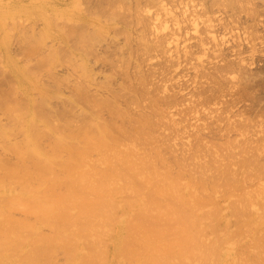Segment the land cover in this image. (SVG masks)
<instances>
[{"label": "rangeland", "instance_id": "374dc122", "mask_svg": "<svg viewBox=\"0 0 264 264\" xmlns=\"http://www.w3.org/2000/svg\"><path fill=\"white\" fill-rule=\"evenodd\" d=\"M69 1L0 0V42L3 43L0 47V130L3 132L0 131V156H3L0 158L1 164L6 166L17 162L16 158H13L15 155L9 154L11 150L6 148L15 146L16 143V146L19 144L20 147H24L26 134L24 131L21 132L22 129H25L26 133L28 125L33 126L28 128V131H31L30 135L33 134L32 138L36 137L37 139L38 137L39 139L41 137L43 139L42 135L46 132L47 137L43 136L48 139L52 138L50 140L52 144L54 137L48 136L54 134L59 137L63 134L66 136V133L69 135V132L72 131L77 132L78 127L74 130L76 126H80L81 122L84 124L87 122L88 126V119H91L94 113H98L99 120L103 123L108 121V124L111 121L112 125L116 124L114 128L117 131L114 130L119 135V146H115L118 148L116 152L115 148L109 147V151H111L107 150V155L101 153L100 150H98L99 152L91 151V153H95L93 156L89 152L90 155L86 156L90 157L84 158L83 165L85 166L82 165L81 169L87 168V172H91L94 168L106 169V164H103L107 161L106 157L113 158L112 160L108 159L109 163H113L116 161L115 159L122 156V160L118 158L121 164L122 161L131 159L130 153H132L131 161L142 157L133 162H142L141 159H146L145 161L149 163L148 167L146 166L147 170L145 169V176L148 171L152 175L153 170L159 168L155 169L156 172L153 174H159V178L162 176L161 178L164 179L172 171L177 176L175 180L182 186L184 185L187 190L193 184L197 186L199 183L197 181L200 183L202 181L206 189L203 184L201 186L209 191L205 193L206 191L203 189L206 197L212 198L210 201L214 202L212 206L218 210H214L215 213H213V207L207 200H205L207 203L204 202V210L209 212V216L210 213L217 214L214 215L218 216V218L215 217L217 219L214 216H210V218L213 222L217 220L220 223L215 222L213 229H210L213 232L216 231L217 237H215L218 241H223L215 243L216 245L221 244L218 245L219 248L214 246V249L218 248L217 252H210L212 258L202 260L198 254L199 257L196 256L195 259L188 260V257L178 259L174 261V264H193L195 260L194 264L197 262V264H239V262H243L241 260H245L248 264L253 261L254 264H257L255 262L256 255L262 250L255 241L258 237L263 238L264 236V211L260 207V203L264 201L262 199L264 197V175H262L263 177L260 176L261 174L256 176V173L259 172L256 170L264 166V0H82V4L78 7V13L82 17L79 23L83 25L77 23V27L74 23L75 27L72 22H67L66 17H59L54 13V10L57 9L72 10ZM55 2H63L65 5L63 7L55 6ZM75 10V8L72 10L71 15ZM39 16L41 19L38 18ZM46 26L51 29L50 38L43 36ZM61 38L66 43L59 42ZM44 96L48 98L46 99ZM113 113L121 114V116L114 117ZM31 114L36 122L34 125L29 124L30 122L27 120ZM24 115L27 117L25 116L23 119ZM103 118H105L104 121ZM82 119L87 121L84 122ZM90 122L89 125H91ZM62 123H68L69 126L66 124L64 129L72 127V131L69 129L68 132V129H65L66 131L62 134ZM1 124L6 129L1 127ZM49 125L53 128L51 129ZM57 125L60 126L61 133L53 130ZM117 125L120 129L124 128L123 130L127 133H123L122 129L123 135L119 133L120 129H117ZM42 128L45 131L41 130ZM41 133L40 137L36 136ZM48 139L41 140L44 146L40 144L42 149L46 147L45 145L49 146ZM21 142H24L23 145ZM49 147H46L45 149L48 150L45 151L50 153ZM63 153H60V156L66 159L67 152L64 155ZM110 153L113 155L118 153L121 156L116 155L115 158L113 155L110 156ZM103 155L106 156L103 157ZM91 158L94 161L92 163ZM89 161L92 166L94 165L92 168ZM97 161L100 165L97 164ZM151 161H154L158 168L155 164L152 165ZM258 161H262L263 164L262 162L259 164ZM8 166L12 167V165ZM153 166L155 168L152 169ZM256 167L258 168L255 170ZM148 168L150 169L148 170ZM179 168L181 172L178 171ZM54 171L57 172V170ZM84 172L86 171L84 170ZM3 173L4 171H0L1 178ZM162 173L163 175H161ZM173 173L170 177L174 176ZM203 174L206 175V178ZM207 174L209 175L207 176ZM129 177L130 180L131 177ZM136 177L137 182L134 181V186L131 185V180L121 181V184L124 182L126 189L130 191L128 192L131 197L128 192H124V185L122 187L120 182L122 189L118 184L112 185L117 190H124L127 197L131 198L127 200L124 193L121 192V195L116 192L119 194H114L117 204L123 206L132 200L135 195H132L131 191L136 195L138 192L141 193V189L147 192L149 185L145 186L141 182L146 181L147 176L145 178ZM227 177L230 179H224ZM195 178L198 180L196 181ZM139 179L141 185L143 184L145 187L138 186ZM162 179L161 181H163ZM259 179L262 181H258ZM225 180L230 183H234L232 182L234 180L236 187H227L228 185H225L227 182L224 184ZM243 180L245 184H241L244 183ZM10 184V187L6 185V188L14 191L13 194L21 191L18 183H15L17 187L11 186L14 181ZM136 185L141 189L135 188ZM198 185L191 190H195L194 193L197 196L204 194L199 193L201 189L198 190L200 184ZM134 188L138 189L137 193ZM261 194L262 202L259 200ZM200 197H204V195ZM245 197L246 201L248 200L247 203L251 199L250 203L252 204H250V208L248 207L250 211L244 208L247 213L244 212L242 219L243 209L239 203ZM237 198L238 200H236ZM237 201L238 203H236ZM254 204L255 208H253ZM233 206L241 208L242 210H239L241 212L233 209ZM230 208L235 211L231 209V212ZM252 208L257 211L251 212ZM21 210L19 209V212L18 209L17 211L13 209L12 212L11 210H7V212L15 215V218L20 217L19 219L30 220L32 223L36 221L34 224H37L38 220L34 218L35 216L28 215ZM219 210L221 212L218 215ZM205 211L202 210L200 214ZM258 211L259 213H256ZM234 212H238L239 215L235 214L237 216L233 217L239 218L240 216V220L231 217ZM119 214L122 216L120 220L127 221L132 213L124 214L123 210H119L117 216ZM18 218L16 219L19 220ZM244 218L246 222L243 223L246 227L248 225L249 229L241 227L242 221H245ZM238 225H241L243 231ZM37 226L41 231L43 229L44 234H50V229L47 226L45 227L43 224H37ZM218 226L220 227L218 228ZM215 227L219 230L218 233ZM102 228L104 229L101 226L99 229L97 228V233L93 234L92 232V235L94 237L101 235L100 248L105 252L104 256L108 260H112V248L118 231L113 229L110 232V228H105L102 232ZM210 229L207 228V231L201 233L205 238L202 239L206 243L205 248L206 246L211 248L214 244L211 240L215 239L214 235L216 234ZM237 232L242 238L240 239L238 236L239 242H233ZM246 232H249L250 237L246 235ZM24 233L26 234L27 231ZM89 236L90 234L88 238ZM251 237H256V240H251ZM209 239L211 240L207 243ZM86 241L82 239L78 245L81 252L91 250V245ZM28 248L30 246L21 248L23 250L18 252V255L19 253L23 254L20 257L27 255ZM195 249L198 253L199 250L196 247ZM248 249L252 250L251 253ZM58 251L54 255L53 263L55 261L56 264H67V255ZM220 253L222 255L218 261L217 254ZM236 255L239 259L236 258ZM227 257L230 259L226 262L225 258ZM17 258L13 256L11 261L5 264H15V261H18ZM118 258L121 257L116 255V258H113V264L119 263ZM248 258L250 259L248 260Z\"/></svg>", "mask_w": 264, "mask_h": 264}, {"label": "bare ground", "instance_id": "6f19581e", "mask_svg": "<svg viewBox=\"0 0 264 264\" xmlns=\"http://www.w3.org/2000/svg\"><path fill=\"white\" fill-rule=\"evenodd\" d=\"M81 1L82 0H70L69 1V4L72 5V8L76 9L74 11V13L72 14L73 16L71 15V12H73L72 11L73 9L72 10H69V9L58 10L57 9V10H54V13L56 16L66 17V19L68 20L67 22H72V25L74 26V24L76 25L82 19V17L78 13V7L82 4ZM16 4H18V3H16ZM54 5L59 6V7H63V5H65V4L63 2L62 3L55 2ZM66 6H67V4H66ZM44 8H45V6H44ZM46 10H48V9H46ZM26 18H28V17H26ZM38 18H40V16ZM23 20H26V19H23ZM23 20H21V21H23ZM28 20H27V22H28ZM24 23H26V22L24 21ZM21 25H23V24H21ZM23 26H26V25H23ZM66 26H69V25H66ZM85 26H87V25H85ZM196 26H197V23H196ZM46 27L47 28H45L43 30V36L49 37V34L51 33V29L48 28V26H46ZM76 27H77V25H76ZM21 28H22V26H21ZM22 29H24V27ZM196 29H197V27L195 28V30ZM193 31H194V29H193ZM63 33H65V32H63ZM60 41H61V43H66V41H64L62 38L59 39V42ZM2 45H3V43L0 42V47ZM6 46H7V44H6ZM44 98H46V97L44 96ZM28 100H29V98H28ZM4 101H5V99H4ZM29 101H31V100H29ZM24 114H27V113H24ZM32 114H33V112H32ZM32 114H31V116H29V119H27V120H28V122H30L29 124L32 123L34 125L36 123L34 121V118H33V115L35 113L33 115ZM92 114H93V112H92ZM25 116L27 117V115H24V117H22V118L24 119ZM34 116H36V115H34ZM113 116L114 117H120L121 114L116 113V115H115L113 113ZM99 118H100V115L98 116V113L97 114L94 113L92 115V118L88 119L89 120L88 126H87V122H86L87 120L84 121L82 119L84 122H86L85 124L83 122L80 123L81 119L79 121L77 120L80 123V126L79 125L76 126L74 124V127L75 126L76 127H75V129L73 128L74 130H76V128L78 127L77 132L72 131L71 130L72 127H69V129L72 131L70 133L69 132L70 130L68 129V127L67 128L65 127V129L66 130L68 129V132H69V135H68V133H66V136H65V134H63L64 131H66L64 129V126L66 124H67V126H69V124L68 123H65V124L62 123L63 124V127H62V129H63L62 134L63 135H61L59 137H56V135L54 136V134L48 136V137H54V139L52 140V142H53L52 144L50 141L52 138H50V139L45 138L46 132L43 134L45 136H43L42 133L36 135L39 137L42 135L43 139L49 140L51 145L49 144L48 141H47V143L49 144L50 147L47 145H45V146L47 148L49 147V149L51 151L50 153L45 151V150H48V149H45L46 147L44 149H42L40 147V144H41V146H43L42 145L43 141H41L43 139L41 137L39 139H38V137H37V139H36V137H34V138L31 137L33 134L30 135L31 131H28V128L30 125L27 126L26 133H25V129L24 130L22 129V132H21V133H23V131H24V134H26V136H24V137H26V138H24V139H26L24 147L23 146L20 147L19 144L16 146L17 143L15 142L16 147L14 145H13L14 147L10 145L13 148H11V147L6 148L7 150L8 149L11 150V152L13 153L12 154L11 152L9 153L7 151L9 154L15 155L13 158L14 159L16 158L17 162L15 164H12L13 162L12 163L8 162V163H10L8 165H12V167H10L8 165L5 166L4 164L2 165L0 162V171H4L3 177L2 178L0 177V264H5V263L11 261V258L13 256H14V258L18 257L17 258L18 261H15V264H56L55 261L53 263V260L55 259L54 255L58 250L61 252H64L67 255V257H68V259L66 261L67 264H113V260L116 258V255H117V257L118 256L121 257V258H118V260H119L118 264H174V261L178 260V259L179 260L180 259H186L187 257H188V260H190V258L195 259V257L198 256V254H200V257L199 256L198 257L202 260H204V259L207 260V258H212V255H210V252H213V253L217 252V250L219 248L218 245H220L223 240L220 237L222 241L219 240L221 243H218V245H216L215 243H217L219 241L216 238L217 237L216 231H214L216 235H214V234L213 235H214V237L216 236L215 237L216 240L215 239L214 240L209 239L207 241V243H208L211 240V242L214 243V244H212L213 246L211 248L209 246H206V248H207L206 249L205 248L206 243L202 241V239H205V238L202 237L201 233L202 232L204 233V231H207L206 230L207 228L213 229L215 222H217V220L215 222H213L212 219L210 218V216L213 217L214 215H217V214L210 213V216H209V212H206L204 210V204L207 203V202H205V200L209 201L208 203H210L211 206L214 204L213 200H212V202H210L212 198L208 199L206 197L207 195L205 193H207L208 190L207 191L205 190L206 186L204 185V182L202 183V181H201V183H200V181H197L198 179L196 180V178H195V180L197 182H199V183L196 182L197 186H199L198 184H200V188H198V190H200V189L201 190L199 191V193L200 192L204 193L203 192L204 190L206 191L204 194H200L199 196H197L196 193H194L195 190L191 191L192 189L197 187V186H195L196 184H193L194 186L191 185V187H189L190 189L187 190L184 185L182 186L180 184V182H177L175 180V179H177L176 178L177 176L171 171L172 170L171 165H169V166H171L170 167L171 170L170 169H168V170H170L171 173L174 174L175 177L172 175L174 178L172 176L170 177L171 173H169V171H168L169 176L166 178L163 177L164 179L161 178L162 176L159 178V176H160L159 174H158L159 176L157 174H153L154 172H156L155 171L156 168L154 167L156 165V163L154 161L153 162L151 161L152 165L155 164L152 167V169L153 168H155V169L153 170L152 175H151V173L149 174V171H148V173L146 174L147 180L145 181L143 179L145 182L141 181L142 183L145 184V186L149 185V186H147V188H148L147 192L146 191L144 192L143 189L137 187V185H136L135 188L137 187L138 189H141L142 190L141 193H139V192L137 193L138 189L134 188L137 195L131 191V193H133L132 195H135V196H133L134 198L132 197V200H130L129 202H127L123 206H121V205L117 204L118 203V202H116L117 199H114L115 195H119V194H116V192L121 194V192L127 193L129 191L126 189L124 182H122V184H121V181L129 180L128 177L130 176L131 177V178L129 177L131 180L130 183H132L131 185L134 186V184H133L134 181L137 182L136 176L145 178L146 177L145 171L147 170L146 166L148 167L147 164H149L145 161L146 159L145 160L141 159L140 161H142V162H133L136 159H140L142 157H140V158L137 157L135 160L131 161L133 154L130 153L131 159H127V160H124L121 162L123 157L120 154H118L120 151L119 152L117 151L118 153H116V155L121 156L120 158L118 157L119 159H121L120 160L121 164L119 163L118 158L115 159L116 155H113L110 153L109 154L110 156L113 155V157H115L114 159L116 160L115 161L116 163L114 161H113V163L112 162L109 163L108 159L110 157L108 155L109 158L106 157V159H107L106 162H108V163H106V162L103 163V164H106L105 165L106 169L94 168L93 170H91V172H87L88 171L87 168L81 169L82 165L85 163L84 158L87 159L88 157H90V156H88V157L86 156V155H90V154H88L89 152L91 153V151H93V150H97V152H99L98 150H100L101 153L103 152L104 154H106L107 150L109 151L110 148L114 149L115 146L119 144L118 143L119 142V138H118L119 135L116 132L117 130L114 128V127H116V124L114 125V123H113V125H112L111 121L108 124H107L108 121L103 123L101 120H99ZM104 119L105 118H103V121H104ZM122 119H124V118H122ZM90 120H92V121L90 122ZM77 121H74V122H77ZM69 122H72V121H69ZM89 122L91 123V125H89ZM79 123H77V124H79ZM56 124H57V121H56ZM83 124H84V126H83ZM51 125L53 126V124H51ZM51 125H49L50 128H51ZM21 126H20V128H22ZM1 127H5V126H3L1 124ZM23 127H24V125H23ZM30 127H33V126H30ZM17 128H19V127H17ZM43 128L41 130H44ZM5 129H6V127H5ZM38 129H39V127H38ZM117 129L118 130L120 129V127L118 125H117ZM121 129L123 130L124 128L121 127ZM121 129L118 131L119 133H121L123 131H124L123 133H125V134L127 133V131H125V130L122 131ZM29 130H31V129H29ZM53 130L56 131L57 133L60 132V126L57 125L56 129H53ZM18 132L20 133L19 130H18ZM115 132L117 133L118 136L114 135ZM7 133H10V132H7ZM35 133H37V132L35 131ZM60 133H59V135H60ZM72 133H75V134H72ZM15 136H16V134H15ZM63 136H65V137H63ZM4 137H6V136H4ZM9 141H10V139H9ZM23 143H22V145H23ZM9 144H10V142H9ZM5 145H7V144L5 143ZM112 145H114V146H112ZM118 146H116V147H118ZM117 149L118 148H115L114 151L116 152ZM63 151H64V153L67 152L66 154L68 156L66 157V159H63L65 157L62 158V156H60V153H63ZM64 153H63V155H64ZM93 153H91L92 156H93ZM112 153H114V152L112 151ZM121 154H123V153H121ZM128 155H129V153H128ZM147 155L150 156V154H147ZM105 156L103 155V157H105ZM259 156H260V154H259ZM1 157H3V156H0V158ZM58 158H62V159L57 160ZM103 159H105V158H103ZM112 159L110 158V160H112ZM148 159L151 160L152 158H148ZM148 159H147V161H148ZM156 159H157V157H156ZM5 160H6V158H5ZM263 160H264V158H263ZM58 161H60V162H58ZM90 161L92 163L93 158H91ZM90 161H89V165H91ZM117 161L119 164L117 163ZM137 161H139V160H137ZM241 161H240V163H241ZM244 161H245V158H244L243 162ZM247 162H249V161H247ZM258 162H259V164H261L262 161L261 162L258 161ZM136 163H138V164H136ZM97 164H99V162ZM241 164L243 166V163H241ZM245 164H246V162H245ZM262 164H263V162H262ZM83 166H85V165H83ZM93 166L91 165V168ZM178 166H177V169H178ZM102 167H104V166H102ZM149 167H151V166H149ZM166 167H167V165H166ZM181 167H183V165H181ZM258 167H256L255 170ZM157 168H158V166H157ZM149 169L150 168H148V170ZM158 169H156V170H158ZM54 170H57V172ZM84 170L87 173L84 172ZM181 170H182V168H181ZM150 171H152V170H150ZM165 171H167V170L165 169ZM178 171L181 172L180 168ZM203 171H202V173H203ZM256 171L260 172V173L258 172V174L255 172L256 176L257 175L259 176V174H261L260 176L264 175V166L261 168H258V170H256ZM205 172H206V170H205ZM163 173L161 175H163ZM168 173L165 172V174H167V175H168ZM155 175H156V178H158L159 180L155 178ZM203 175L201 176L202 178H203ZM208 175L209 174H207V176ZM126 176H128L127 179H124V178H126ZM153 176H154V178H153ZM205 176L206 175H204V177ZM210 176L213 177L212 175H210ZM155 179H156V181H155ZM161 179L163 181H161ZM224 179L228 180V179H230V177L229 178L227 177ZM227 180H225L224 184L227 182ZM244 180H246V179H244ZM262 180H263V178H262ZM262 180L259 179L258 181H262ZM10 181H12V182L14 181V184L11 185L12 182H10ZM158 181H160V182H158ZM203 181H205V180H203ZM251 181H252V179H251ZM8 182L11 183V184L10 183L9 184L12 187L15 185V183H18L20 185L21 191H19L16 194H13L14 191L6 188V185L9 186ZM119 182H120L121 186L124 185L125 191L124 190H122V191L117 190L114 187H112V185L118 184V186L120 188ZM126 182H125V184H126ZM139 182H140V179H139ZM141 182H140V184H138V186H140V187H142V185H143V184L141 185ZM212 182H214V181H212ZM217 182H215V183L217 184ZM232 182H234V183H230L228 181L225 185L226 186L228 185L227 187H233V186L236 187L235 181L233 180ZM248 182H250V181H248ZM206 183H208V182H206ZM246 183H247V181H246ZM179 184L181 185V187ZM202 184H203V186H205L204 187L205 189L203 188V186H201ZM241 184H245V181H244V183H241ZM128 185H129V182H128ZM145 186L143 185V187H145ZM188 186H190V185H188ZM192 186H193V188H192ZM226 186H225V188L228 189ZM15 187H17V186L15 185ZM183 187H184V189H182ZM239 187H240V185H239ZM207 188H209V187L207 186ZM220 188H222V187H220ZM120 189H122V188H120ZM144 190H146V189L144 188ZM242 190H243V188H242ZM217 191H218V189H217ZM238 193H240V192H238ZM237 194H235V195L238 196ZM242 194L244 197V192ZM249 194H247V196ZM123 195H125L127 197V195L125 193ZM201 195L202 196L204 195L205 198L200 197ZM215 195H217V194L215 193ZM145 196H146V198L149 196V198L146 199ZM232 196H231V198H232ZM257 196H258V194H257ZM259 196H260L259 197L260 199L259 198L258 199L261 201V197H263V196H262V194ZM129 197H131L130 193H129ZM129 197H127L126 199L127 200L131 199ZM246 197L241 199L243 201L241 203H239V205L241 206V208L243 210L241 208L239 209V207L236 208L235 206H233L234 207L233 209H236V211L242 210V217H241L242 219L244 217V212H245L244 208L248 209L250 204H252V203H250L251 199H249V203H247L248 200L246 201ZM253 197H254V195H253ZM255 197H256V195H255ZM244 199H245V201H244ZM262 199L264 200V197ZM236 200H238V198ZM236 203H238V201ZM262 203H260L261 204L260 207L264 211V201ZM255 204H256V202H255ZM255 204H254L253 208H255ZM221 205H219V207ZM212 207H213V213H215L214 210L217 211L218 209H215L214 208L215 206H212ZM253 208H252L251 212L254 213L255 211H257V209H253ZM257 208H258V205H257ZM13 209H16V211H17V209H18V211H19V209H22L28 215L35 216L34 218H36L38 220L37 224H40V225L43 224V225H45V227L47 226L50 229V231H49L50 234H47V235H46V233L44 234L42 232L43 229L41 231L39 226H37V224H34L36 221H34V223H32V222H30V220H28L29 221L28 222V221H24L22 218H21L22 220L19 219L20 217L19 218L16 217L19 219V220H17L14 217L15 215H12V213H11ZM231 209L232 208H230V210ZM7 210H11V212H9V211L7 212ZM119 210H123L124 214L132 213L131 217L127 221L126 220L124 221V219L120 220V217H122L120 215L121 213L119 214V216H117V212H119ZM202 210L205 212L200 214V212H202ZM232 210H231V212H232ZM233 211H235V210H233ZM247 211H250V210L248 209ZM219 212H221V211L220 210L218 211V215H219ZM239 212H241V211H239ZM245 213H247V212H245ZM248 213H250V212H248ZM256 213H259V211ZM235 214L239 215L238 212H236V213L234 212V214L231 217H233ZM237 215H235V216H237ZM260 215H262V214H260ZM215 217L218 218V216H214V218ZM217 218H215V219H217ZM233 218H235V217H233ZM236 219L240 220V216H239V218H235V220ZM242 219H241V221H242ZM32 220H34V219H32ZM260 221H261V219H260ZM243 222L245 223L246 219H245V221H242V223H241L242 226L240 225L241 227L245 228L246 225H244ZM261 222H260V224H261ZM217 223H220V222H217ZM257 223H259V222H257ZM100 226L104 227V229L110 228L109 231L113 230V229L118 231V233H117L118 235L116 236V241L114 242L113 248H112V250H113L112 260H108V258H106L104 256L105 252L100 248L101 243H102L101 235L100 234L95 235V237L92 235V232H93V234H95V232L99 229ZM224 226H226V225H224ZM240 226L238 225V227H240ZM219 227L220 226H218V228ZM249 227H250V225H249ZM246 228H248V225ZM104 229L102 230V232L104 231ZM107 229L105 230L106 235L108 233ZM215 229H216V227H215ZM248 229H246V230L249 231ZM234 230L237 231V229H234ZM26 231H27V233L25 234L24 232H26ZM44 231L46 232V230H44ZM211 231L213 232V230H211ZM218 231L219 230H217V233H218ZM241 231H243L242 228H241ZM238 232H239V230H238ZM238 232H237V234H238ZM239 233L242 234L241 232H239ZM89 234H90V236L88 238ZM237 234H235L236 236L234 235L236 239L238 236L240 238V234H238V235ZM104 235H105V233H104ZM208 235L210 236L209 233H208ZM246 235H249L248 237H250L249 232H246ZM246 235H245V237H246ZM211 236H212V233H211ZM257 236H259V235H257ZM260 236H261V234H260ZM204 237H206V235H204ZM207 238H210V237H207ZM235 238L233 239V242L239 240V239L236 240ZM255 238L256 237H254V238L251 237V240L255 239ZM82 239H84L85 241L87 240L86 242H88L91 245L90 251L81 252V249L79 248L78 245L80 242H82ZM228 242H229V240H228ZM238 242H236V244ZM252 242L253 243L256 242V245L259 246V248L262 250L258 255H256L257 260H255V262L257 264H264V236H263V238L258 237L255 242L254 241H252ZM233 245H235V244L233 243ZM23 246L24 247L30 246V248H28L29 252L26 251L28 254L23 256V257H20L23 254L20 255V253H19V255H18V252H22L23 249H21V248H24ZM214 246H217L218 248L216 247V249H214ZM195 247L199 250L198 253H197V250L195 249ZM250 249H248V250H250ZM244 250H246V249H244ZM244 250H243V252H245ZM251 251L252 250H250L249 253H251ZM219 252H220V250H219ZM243 252H241V253L243 254ZM253 253H255V252L253 251ZM217 255H218L217 258L219 261L222 254L220 253ZM234 255H235V253H234ZM256 256L254 254V257H256ZM236 258H237V255H236ZM242 258L245 259V257H242ZM242 258H240V259H242ZM194 259H191V260L194 261ZM229 259L230 258L227 257V258H225V261L227 262ZM237 259H239V258H237ZM249 259L250 258H248V260ZM241 261H243V262H239V264H248V263H246L245 260H241ZM188 262H190V261H188ZM195 262H196V260L194 261V263ZM253 262H251V264Z\"/></svg>", "mask_w": 264, "mask_h": 264}]
</instances>
